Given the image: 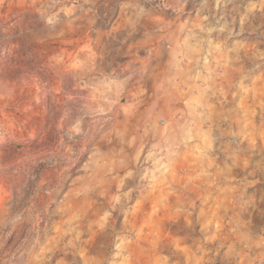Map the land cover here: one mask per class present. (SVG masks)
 <instances>
[{"label":"rangeland","instance_id":"obj_1","mask_svg":"<svg viewBox=\"0 0 264 264\" xmlns=\"http://www.w3.org/2000/svg\"><path fill=\"white\" fill-rule=\"evenodd\" d=\"M0 264H264V0H0Z\"/></svg>","mask_w":264,"mask_h":264}]
</instances>
